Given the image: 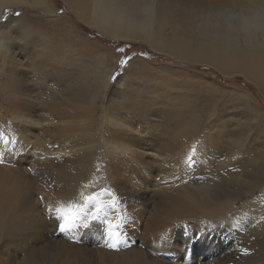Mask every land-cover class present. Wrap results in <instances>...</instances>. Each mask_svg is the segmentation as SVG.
<instances>
[{
    "label": "bare ground",
    "instance_id": "1",
    "mask_svg": "<svg viewBox=\"0 0 264 264\" xmlns=\"http://www.w3.org/2000/svg\"><path fill=\"white\" fill-rule=\"evenodd\" d=\"M60 1L79 23L106 38L141 43L156 54L180 63L208 66L224 76L236 75L254 82L259 88L264 86V0ZM18 7L38 9L43 13L54 10L48 0H0V19L5 9ZM16 20L18 22L13 26H10L11 21L0 26V88L14 90V93H10L14 107L11 108V119L19 121L27 115L31 130L37 129L41 123L46 124L42 126L40 150L47 147V140L51 147L47 154L49 157L43 156L44 162H40L48 168L40 171L48 173L55 194L65 199L74 192L89 188L88 180L95 172L93 158L97 157L100 147H106L105 156H128L129 166L120 163L123 170L128 171L125 174L128 183L135 185L140 180L138 186L128 188L123 183L120 187L118 182L121 180L117 182L115 179L120 171L118 165L113 161L108 165L106 163L113 177L108 187L110 200H119L123 207L125 205L131 221L140 220L144 211H150L151 221H160L162 227L155 223L163 228V233L144 243L142 241L133 245L131 242L125 253H117V248L111 250L107 239L116 232L114 229L109 230L107 222L117 224L118 220L108 217L104 213L109 211L108 207L102 206L101 199L94 197L90 212L80 209L81 214L75 226L64 233L57 230V212L45 224H42V220L41 223L30 222L18 215L27 200L16 189L17 184L11 175L0 171V264H15L16 260V264H182L176 257L168 263L156 254L174 249L179 257V249L185 244L180 239L183 237L189 243L201 228L197 229L196 225L208 221L215 226L214 230L206 231L207 234L195 243L196 246L207 247L208 264H264V143H259V134H262L264 141V133L258 130L254 134L253 140L259 149L244 151L238 139L246 134L241 135L239 123H235L239 130L233 126L234 123L232 126L235 128L230 129L228 121L222 120L221 116L216 118L213 115L215 110H212L208 112L205 127L213 119L212 126L216 132L209 129L200 139L194 140L193 137H198V133H194L198 129L193 128L202 126L195 112L196 106L193 107V103L184 95L176 97L171 93L173 91L169 95L165 94L179 83L180 88H177L182 93L186 92L184 89L187 87L192 91L203 92L213 101L214 98H220V94L224 96L218 86L213 82H199L200 78L196 76L187 84L179 77V81H175L176 78L170 79L171 75H168L171 71L159 68V72L151 73L163 80L155 85L153 97L133 94L135 87L125 79L129 72L143 76L144 71H148V65L143 61H132L128 65L129 71L119 77L113 86L110 79L115 72L116 58L112 54L93 45L88 51L89 60L79 62L67 56L74 48V53L83 57L84 46L59 41L51 34H41L40 30L33 32L22 24L21 19ZM69 28L64 29L69 31L72 26ZM29 48L35 49L34 52L30 54ZM24 61H27L26 65L29 63V66L34 67L32 73L25 71L27 67L25 69ZM50 62L69 69L78 62L75 66L82 71L80 79L73 78L77 74H69V78L73 79L71 82L76 81L77 84L71 86L68 74H63L61 79L53 77L47 70V63ZM30 74L40 81L36 82L39 84L36 87L45 90L48 95V101L42 106L36 100H42L45 92L34 94L36 87L29 82ZM53 79L57 80L56 85L51 83L55 82ZM146 80L144 82L148 84L153 83ZM117 84L119 88L114 89ZM107 90L110 92L107 98L109 118L106 122L112 128L96 132L75 123V128L83 132V141L64 148L65 144L60 139L67 137L70 126L62 125L63 120L78 119L82 115L79 110L86 111V117L93 115L96 102L103 99ZM39 107L45 113L44 118L34 120L31 116H34V109ZM211 107L214 108L213 105ZM253 110L249 109L255 117L257 111ZM127 114L131 117H127ZM183 114H187L186 118ZM153 117L157 124L152 122ZM235 134L237 140L233 139ZM37 153L41 156L39 150ZM128 173H133L134 179ZM156 173L163 195L160 203L154 205L149 201L153 197L147 199L136 190L147 183L146 178ZM115 183L118 185L114 187ZM67 203L75 209L79 205L76 200ZM221 223L228 228L226 230L232 229L231 236L224 240H220V235L216 233ZM190 229L194 235L189 233ZM166 230L171 231L170 236L164 234ZM134 231L137 232L136 229ZM74 233L85 240L81 246L65 240L73 238ZM27 237L31 244H42L31 249L28 255L20 245ZM96 237L103 242L104 248L97 250V247L94 251V245L91 247L90 243ZM234 241L238 247L246 250V254H239V260L230 259L235 253L231 246ZM222 244H225V248ZM216 250L217 254H214L212 251ZM18 252L20 255L17 256Z\"/></svg>",
    "mask_w": 264,
    "mask_h": 264
},
{
    "label": "rangeland",
    "instance_id": "2",
    "mask_svg": "<svg viewBox=\"0 0 264 264\" xmlns=\"http://www.w3.org/2000/svg\"><path fill=\"white\" fill-rule=\"evenodd\" d=\"M48 1L54 7L53 12L51 13H46V12L43 13V11L38 10V9L23 8V7L5 9L0 19V26L6 25L9 21H11L10 26H13L15 22H18V20L16 19H21L22 24L29 27L33 32L40 30L41 34H44L46 36L51 34L55 39L59 41H65V43L67 42V43H71L74 45L76 44L78 46L81 45L82 47L84 46L83 48H85L84 49L85 54L83 57L76 55L74 53V48L70 50L67 56L69 58L77 59L79 60V62L81 61L87 62L89 60L88 51L91 46L93 47V45L103 51H107L108 53L112 54L116 58L115 72L113 73L110 79V83L113 86L119 77H121L125 72L129 71L128 65L132 61L134 60L143 61V63L148 65L146 66L148 68V71H144L143 76L137 75V74L133 75L129 72L125 79L129 81L133 87H135L136 90H134L133 94H139V95L145 94L146 97L149 96V98L150 97L152 98L153 97L152 95L154 94L155 85L157 84V82L160 83L163 80L155 77L156 75L152 76L151 73L159 72L162 69H166V70L168 69L169 72L171 71V73L168 74L169 76L171 75L170 79L176 78L177 80L175 79V81H179V78H180L181 80H184L185 84L191 82L190 81L191 78H195V76L197 78H200L199 82H213L216 85V87L217 86L219 87V91L222 90V93L224 95L222 97L220 94V98H214L216 102L214 101V99L213 101L209 100L203 92L192 91L191 89L189 90L187 87L184 89L186 90V92L182 93V91H180L181 89H178L180 88L179 83H177L175 88H170V90H167L165 94L169 95V92L173 91L171 93L174 94L176 97H182V95H184L189 99L191 104L193 103L192 104L193 107L196 106L195 112L196 114L198 113L197 114L199 118L198 121L199 123H202V126L199 128H193V130L198 129V132H194V133H198V137L196 138L193 137L194 140L200 139V136H202L209 129L213 133L216 132L215 127L212 126L213 119L205 127L206 125L205 122H207L208 116H209L208 112L215 110V113L213 115L216 118L218 116H221L222 120L224 121L226 120L225 122L228 121L227 123L230 129L231 127L232 128L236 127V130H239V129L242 130L241 135L246 134L245 136H241V138L239 137L238 139L240 146L243 147L244 151L253 150V149L257 150L258 147L256 146V142L253 140V138H254V134L258 133V130L261 133H264V116L261 117V112L264 113V86L259 88L255 85L254 82H249L240 76H236V75H232L230 77L224 76L219 71L211 67H208V66H202V65L195 66L192 64L180 63L169 57H165L164 55L156 54L155 52L150 50L146 45L141 44V43L111 40L109 38H106L100 35L99 33L88 28L87 26L79 23V21L75 19V17L69 12L68 8L60 0H48ZM69 26H72V29L69 31H66L67 29H64V28L70 29ZM33 32H31V35L33 34ZM76 49H78V47ZM34 50L35 49L33 48L32 49L29 48V53L31 54V52H34ZM19 57L21 58V55H19ZM125 59L127 60V63L121 66V60H125ZM26 62L27 61L23 62L25 69L27 67V70L25 71H27V73L28 72L32 73L33 72L32 70L34 69V67L32 68L31 66H29V63H27L26 65L25 64ZM77 63L78 62H75L71 66V69H69L65 67L64 65L50 62V63H47V70L51 74L54 75L53 77L55 78L57 77L58 79H61L63 77V74H68V78H69V74H77V77H73V78L80 79V74L82 71L80 68H77L75 66ZM150 68H152V70ZM186 71L192 76L188 75ZM33 75L34 74H30V76L28 75V79H29V82L31 81L30 83L36 87L39 85V84H36V82H40V81H36V77ZM172 76L174 77L172 78ZM113 77H115V79H113ZM1 80L2 79L0 78V81ZM53 80L55 82L51 81V83L53 85H56L57 80L56 79H53ZM71 80L73 79L69 78L70 83H72ZM144 80L148 82L153 81V83L148 84L147 82H144ZM73 84H77V82L75 81L74 83H72L71 84L72 87H73ZM116 88L117 89L119 88L118 84L117 86L114 87V89ZM156 88L160 90L159 86H156ZM35 90L36 91L34 92V94H39L42 91H43L42 92L43 94L45 92V90L41 91L37 87ZM161 90H163L162 87H161ZM109 92L110 90H107V93L103 96V99H101L102 102L101 100L100 102L99 101L96 102L97 107L94 108L95 111L93 115L86 117L84 115V112L86 111L79 110V112H81L82 115L78 119L72 118V119L67 120L66 122H65V119L63 120L64 122L62 125L70 126V130L67 132V137L62 138V140L60 139L63 145L65 144L64 148H67L68 146H75L78 143L83 141L82 140L83 132L80 130V128H75L76 124L77 125L80 124V126H82V128L84 129L91 128L93 131H96V132H103L106 129L112 128L106 122L109 118L108 117L109 116L108 103H107ZM10 93H14V90H10V89L2 90V88H0V171L5 174L11 175L10 177H12V179H14V181L17 184L16 189L27 200V203L25 204L26 206L24 205L23 207H21L18 213V215L21 218L27 219L30 222L35 221L37 223H41V220H42L43 222L42 224H45L46 222H48V219H50V216H52L53 214H56L57 209H60V208L67 209V207H69L70 205V204L68 205L67 202L71 200H76L78 202L77 204L79 205L75 204L76 209L75 208L74 209L77 210L79 206V209H78L79 213L82 209L86 213H89L90 212L89 210H91L92 208V199L94 197V199L95 198L101 199L102 206L108 207L109 211L106 210V212H104L105 214H108V217H115V220H118L117 224H122L124 226V227L123 226L120 227L119 229H114V232H116L114 233V236L107 239L108 246L109 245L112 246L110 247L111 250H115L117 248L116 249V252L118 251L117 253H120V252L125 253L124 250H126L128 247L131 246V242L134 243L133 245H136L138 243H142V241L144 243L145 241H147V239H151L155 236L162 235L163 228L162 229L160 228L162 227V225L160 226L159 224L160 221L159 223L157 221H151L150 211H144L143 213L144 215L142 216L140 220L135 219L134 221L133 220L131 221L129 215L126 214L127 209L125 205L123 207V205L121 204L119 200H116V201L110 200L109 194H108L109 193L108 187L111 183V179L113 180V177L110 176L111 168H107V165L110 162L113 161V163H116L120 169L119 175L117 176V178L115 177L117 182L121 180L120 182H118L120 187H122L123 183L124 185L126 184L128 188L130 186H133V187L138 186V184L140 183V180H138L137 184L134 183L135 185H131L130 183H128V181L125 178L126 177L125 174L128 171L123 170V168L121 167L122 165H128V166L130 165V161L127 158L128 156L120 155V154H118L117 156L115 154L113 155L106 154L105 156L104 151L106 150L105 149L106 147H100L97 157L93 158L94 164H95V172L92 176H90L88 180L90 186H87V187L89 188L82 189L79 192H74L65 199L58 198V196L55 194V191L52 188L50 177L47 175L48 173H43L42 171H40V170H45L48 168L46 166L41 165L42 163L40 162L42 161L44 162V159L49 157V155L47 154H49L50 152L49 148L51 147L50 141L47 140L46 141L47 143L45 142V145L47 144V147L41 148L40 150V146H41L40 143L41 141H43L42 129H44V127L42 126H45L46 124L41 123L42 125L37 126V129L31 130V128H29L30 118L27 119L28 118L27 115H26V118L24 117L23 119H20L19 121L11 119V116L13 114V110L11 108L14 109V107L12 104V100L10 98ZM243 94L245 96H243ZM47 96L48 95L45 92V95L42 96L43 99L38 100V102L36 100V103H39L40 106H42V104L48 101ZM211 103L214 106V108L211 107L212 106ZM39 109L40 107L34 109V113H33L34 116H31L34 120L41 119L42 117L44 118L45 113L43 112V109L42 108H41L42 110L41 109L39 110ZM249 109H252V110L254 109L253 111H257V116L255 117L252 116ZM124 115L125 114H123L122 116ZM183 115H184L183 117L186 118L187 114H183ZM126 116L129 118L131 117L130 114H127ZM70 120H76V121H70ZM151 120L152 122L157 124L156 118L153 117ZM236 122L239 123V124L237 123L239 125V126L237 125L239 129L237 128L235 124ZM232 123H234L233 126L235 127L232 126ZM245 126L246 127L248 126V127L246 128ZM90 134L91 133H89L88 136ZM259 135L261 138V140H259L260 141L259 143L262 144L264 143L262 136H261L262 134H259ZM25 136H27L28 138ZM235 138H236V134L234 135L233 139ZM32 141H35V142H32ZM36 143H37V146H36ZM80 146H84V145L81 144ZM37 148L41 156H39V154L37 153L38 152V150L36 151ZM43 156H45V158H43ZM124 159L126 162L124 161ZM120 163H122L121 166H120ZM157 174L158 173H156V175ZM155 176L152 175L148 179L146 178L147 183L141 187L139 186L140 188L136 190L138 193H141V195H143L147 199H149L150 197H153V199H150L149 201H151V204H154V205L160 203V199L163 195V190H160L161 182L158 180L159 179L158 175L156 178ZM129 177H132L131 179H134L135 175L133 173H130ZM113 185L115 187L118 184L115 183ZM84 190L86 191L84 192ZM65 203H67V206L65 205ZM87 206H89V208ZM149 208H152V207L150 206ZM153 222L155 225L153 224ZM155 222L159 224L160 227ZM200 224L202 226L196 225L197 229L200 227L201 228L198 229L199 231L195 235L192 234L191 229L189 232L192 235H194V239L196 240L193 239L189 243H187V239L183 237L182 239H180V241L185 244L182 245L181 248L179 249V254H180L179 257H178V252H176L174 249L171 250V252L162 250V253L160 252L159 254H156V256L164 261H167L168 263H170L171 260L176 257L178 260H180L182 264H208L209 260H208V257H206L207 247L202 246V245L196 246L195 243L198 242L203 235L207 234L208 231H211L212 229L214 230L215 226L209 221L203 222V223L200 222ZM207 224L208 225L210 224L209 227H207L208 226ZM188 225L190 226L191 224L188 223ZM220 227L221 228H219V230H217L216 232L217 234L220 235L219 236L220 240H224L228 238L227 236H231L230 231H232V229L226 230L228 228L225 227L223 223L220 224ZM134 229H136L137 232L135 231L132 232ZM57 230H59L58 227H57ZM199 232H202V234ZM134 233H136V235ZM165 233L170 236L171 231L166 230L164 234ZM244 233L246 232L244 231ZM198 234H201V235L199 236ZM133 235L135 236V238ZM197 235L199 237H197ZM72 236L73 238H65V240L70 242V244L81 246L83 237L81 235L80 236L75 235V233ZM114 237H118V238L115 239ZM132 237L134 238L133 240L131 239ZM172 238L173 237H171V240L174 241V238L173 239ZM209 238L211 239V236ZM117 239H120L119 241L121 242L119 243ZM26 240H24V242L20 244L23 247V249H25L24 253L26 255L30 253L31 249H35L37 246L39 247V245L40 246L42 245L38 243L31 244V240L29 239V237H27ZM111 240H113V242ZM83 242H85V240ZM101 243L103 244V242L100 241V238L96 237L95 241L93 243H90V246L94 245L93 247L94 251H96L97 247H98L97 250H100L104 248ZM236 245H237L236 241L231 243V246L234 247L232 250L235 249V253L230 256L231 260H239L242 254H246L245 249L240 248L238 247V245L237 246ZM222 246H224L225 248V244H222ZM196 247H197V250H196ZM25 251L26 252L29 251V252L26 253ZM212 252H214V254H217V250L212 251ZM18 254L19 252L17 253V256ZM16 262L17 260L15 261V264Z\"/></svg>",
    "mask_w": 264,
    "mask_h": 264
},
{
    "label": "snow or ice",
    "instance_id": "3",
    "mask_svg": "<svg viewBox=\"0 0 264 264\" xmlns=\"http://www.w3.org/2000/svg\"><path fill=\"white\" fill-rule=\"evenodd\" d=\"M127 60H121V66L125 65ZM115 79V77H113ZM79 218L78 210H74L73 206H69L67 209L60 208L57 209L56 219L59 221L58 228L61 233L71 229L75 226L76 221ZM108 228L109 230L119 229L122 227V224H114L111 221H108ZM109 247H112L109 245Z\"/></svg>",
    "mask_w": 264,
    "mask_h": 264
}]
</instances>
